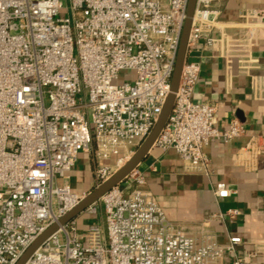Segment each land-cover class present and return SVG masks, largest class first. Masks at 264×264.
<instances>
[{
	"label": "built area",
	"instance_id": "2783aa9c",
	"mask_svg": "<svg viewBox=\"0 0 264 264\" xmlns=\"http://www.w3.org/2000/svg\"><path fill=\"white\" fill-rule=\"evenodd\" d=\"M221 0H197L189 50L170 118L154 147L174 149L189 172L210 175L205 151L212 140L231 143L250 135L233 118L220 127L217 105L195 101L204 52L237 59L264 101L256 8L242 12L244 37L229 36ZM188 0H0V264H15L24 250L88 193L75 192L71 173L94 150L97 185L135 154L159 119L177 59ZM63 9L65 16H60ZM132 80L116 81L122 71ZM247 151H264V136H250ZM115 156V158H114ZM156 170L155 167H152ZM62 226L25 264H253L264 263V242L240 255V237L221 244L210 219L192 229L169 220L147 189L144 171L129 177ZM96 185V186H97ZM227 198L225 183L213 187ZM228 213L235 217L237 209ZM223 217L222 214L218 215Z\"/></svg>",
	"mask_w": 264,
	"mask_h": 264
},
{
	"label": "crops",
	"instance_id": "0c3cea01",
	"mask_svg": "<svg viewBox=\"0 0 264 264\" xmlns=\"http://www.w3.org/2000/svg\"><path fill=\"white\" fill-rule=\"evenodd\" d=\"M218 6L220 23L234 38L247 33L248 26L241 17L245 9L256 8L264 13V0H221ZM254 53L261 65L256 73L264 75V16ZM204 55L194 100L217 105L220 127H227L237 118L246 125L250 135L231 143L210 141L205 148L211 159L210 175L187 171L176 150L163 151L157 147L150 150L140 168L146 175L147 189L169 220L195 229L209 220V215L216 214L217 217L210 219V229L216 233L218 242L227 244L230 237H240L242 243L237 245V252L250 254L256 245L264 242V151L256 155L246 147L252 134L264 136V101L255 99L251 78L241 73L237 59H233L229 70L226 59L217 53L205 51ZM95 170L94 150L82 153L69 180L72 189L89 193L97 185ZM220 182L231 190L229 197L215 196L213 187ZM230 209H237L239 214L231 216ZM231 258L232 254L227 252L223 264H229ZM251 260L253 264H264L261 257H251Z\"/></svg>",
	"mask_w": 264,
	"mask_h": 264
},
{
	"label": "water",
	"instance_id": "95a60500",
	"mask_svg": "<svg viewBox=\"0 0 264 264\" xmlns=\"http://www.w3.org/2000/svg\"><path fill=\"white\" fill-rule=\"evenodd\" d=\"M197 0H188L186 19L183 26L180 44L177 52V59L170 83V92L164 103L159 119L155 123L149 135L142 141L135 154L127 161V163L118 169L109 179L95 186L74 208L64 214L59 220L50 225L43 233H41L22 253L15 264H25L34 252L43 245L47 239L57 232L62 226L70 221L78 218L91 205L100 201V199L111 189L122 184L130 175V173L145 160L150 150L160 136L162 130L166 126L176 101V93L180 84L182 69L187 61L189 50V36L193 24Z\"/></svg>",
	"mask_w": 264,
	"mask_h": 264
},
{
	"label": "rangeland",
	"instance_id": "374dc122",
	"mask_svg": "<svg viewBox=\"0 0 264 264\" xmlns=\"http://www.w3.org/2000/svg\"><path fill=\"white\" fill-rule=\"evenodd\" d=\"M67 14V10L66 9H63L61 11V14L60 16H65ZM134 71L130 70V71H122L120 73V78L118 81V83H122L123 81L125 80H132L134 78ZM115 158V156H114ZM86 160H87V157H86ZM97 208H98V214H95V215H91L90 218H86L85 216L81 219V222L84 223L85 225L89 222H94V221H97V222H100V224H102V220H103V207H102V202H98L97 203Z\"/></svg>",
	"mask_w": 264,
	"mask_h": 264
}]
</instances>
